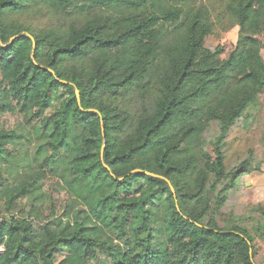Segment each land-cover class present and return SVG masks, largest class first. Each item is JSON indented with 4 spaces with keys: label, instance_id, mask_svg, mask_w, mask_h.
I'll list each match as a JSON object with an SVG mask.
<instances>
[{
    "label": "trees",
    "instance_id": "trees-1",
    "mask_svg": "<svg viewBox=\"0 0 264 264\" xmlns=\"http://www.w3.org/2000/svg\"><path fill=\"white\" fill-rule=\"evenodd\" d=\"M216 27L239 28L225 60ZM263 35L264 0H0V119L21 115L0 122V264H257L208 217L252 171L223 149L264 91ZM47 179L68 202L44 223Z\"/></svg>",
    "mask_w": 264,
    "mask_h": 264
},
{
    "label": "rangeland",
    "instance_id": "rangeland-1",
    "mask_svg": "<svg viewBox=\"0 0 264 264\" xmlns=\"http://www.w3.org/2000/svg\"><path fill=\"white\" fill-rule=\"evenodd\" d=\"M47 18L45 13L34 12V15L24 18L26 28L34 29L45 25L48 27V24L58 26L59 23L55 20H47ZM26 28L24 27L22 35L18 37L23 35L31 37L29 33H25ZM15 38L17 37L11 40ZM238 40V27L229 31L216 27L213 34L206 39L205 48L211 53L222 49L224 53L221 59L225 60L235 50ZM260 40L264 44V35ZM262 56L264 58V49ZM20 119L21 115H4L0 122L10 127ZM220 133L221 125L218 122H211L202 136V149L213 158ZM223 150L229 173L234 174L243 170L246 163L252 166V171L242 173L233 187L226 188L223 185L218 188L214 200L220 195L225 201L220 208L214 205V211L210 213L208 220L216 222L224 230L235 226L247 229L256 238L255 261L257 264H264V239L260 238L264 226V91L259 95L257 102L234 125ZM44 189L50 198L41 213L45 223L52 215L58 217L63 215L68 197L59 189L55 180H45ZM23 204L26 210L29 209L26 203ZM104 260L105 256L100 254L93 264H104Z\"/></svg>",
    "mask_w": 264,
    "mask_h": 264
}]
</instances>
